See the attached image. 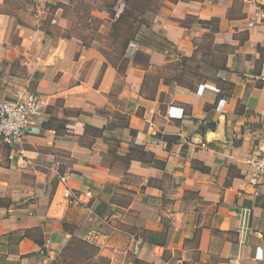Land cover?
Returning <instances> with one entry per match:
<instances>
[{
  "label": "crops",
  "instance_id": "1",
  "mask_svg": "<svg viewBox=\"0 0 264 264\" xmlns=\"http://www.w3.org/2000/svg\"><path fill=\"white\" fill-rule=\"evenodd\" d=\"M72 1L0 0V100L43 102L0 145V264H52L96 234L109 240L89 243L93 261L109 264H264V180L245 178L264 143V41L248 27L264 0L150 3L153 32L214 70L191 89L164 84L176 56L151 47L139 46L148 72L130 62L119 77L69 29ZM56 163L67 187L91 192L86 207L65 205Z\"/></svg>",
  "mask_w": 264,
  "mask_h": 264
},
{
  "label": "rangeland",
  "instance_id": "2",
  "mask_svg": "<svg viewBox=\"0 0 264 264\" xmlns=\"http://www.w3.org/2000/svg\"><path fill=\"white\" fill-rule=\"evenodd\" d=\"M152 1L153 0L150 2ZM110 6H112V8L117 11L118 15L123 10V0H73L69 8L63 9L62 13H66L68 17L69 29L72 30L73 33L78 34L82 42L85 41L89 44V46L94 45L99 51L104 52L105 58L111 64H115L116 66L124 65V58H130L132 51L137 47H133V42H130L127 50L122 53V46L120 44L124 41L127 35L136 31V28H138L141 21L149 25V29L141 26V33H152L155 9L148 8L151 11L145 15H141L139 12L133 11L131 8H129L128 12H130L132 16H126L119 23L115 24H113L114 20H112L110 14L107 11L106 12L108 13L110 19L107 21L92 15L93 11L101 10V8L105 9V7ZM135 16H137V20L133 21ZM141 33L139 32V34ZM175 62L176 61H172L170 65H165V67H163V71L169 73L168 76L172 75V65H174ZM186 65L191 71L189 76H185L186 81L197 83L199 79L201 82L203 78H211V76L214 74V70L211 67H197L195 63H187ZM148 69L146 72H148ZM161 71L162 69H156L155 72L160 75ZM192 73L196 75L195 78H193ZM154 82L155 80H152V85ZM93 253L94 250H88L87 253L83 254L80 248L74 249V252L69 253L62 251L52 264H87L88 257H90Z\"/></svg>",
  "mask_w": 264,
  "mask_h": 264
},
{
  "label": "built area",
  "instance_id": "3",
  "mask_svg": "<svg viewBox=\"0 0 264 264\" xmlns=\"http://www.w3.org/2000/svg\"><path fill=\"white\" fill-rule=\"evenodd\" d=\"M248 27L259 29L264 41V8L257 6L255 17L248 23ZM133 47L137 45L132 44ZM43 102L40 96L34 92L18 94L13 101L0 100V145L13 146L21 137L25 129L40 116ZM182 115L180 109L179 116ZM250 169L245 174V178L251 186H257L264 180V143L258 146V150L249 160ZM55 173L59 184L65 185L67 176L60 174L57 170L58 163L55 165ZM91 192H78L70 189L66 185L63 187V200L66 206L86 207L90 202ZM247 211L241 214L239 233L244 235L248 230ZM109 240L108 234L92 235L87 241L96 247L103 246Z\"/></svg>",
  "mask_w": 264,
  "mask_h": 264
},
{
  "label": "trees",
  "instance_id": "4",
  "mask_svg": "<svg viewBox=\"0 0 264 264\" xmlns=\"http://www.w3.org/2000/svg\"><path fill=\"white\" fill-rule=\"evenodd\" d=\"M150 1L151 0H123V10L118 15L116 14V11L112 8V6L105 7V10L110 14V17L112 18V20H114L113 24H115V23H119L126 16H132V14L128 12L129 8H131L133 11L139 12L141 15H145L146 13L150 12L151 10L148 9V8H152L150 5L151 3ZM134 18H133V21H136L137 16H135ZM141 26H144L145 28L149 29V25L141 21L138 28H136V31L132 32V34L127 35L124 41L120 44L122 46V49H121L122 53H124L127 50L130 42L131 43L133 42V44L137 45V48L132 51V55L130 56V58H124L123 60V62H125L124 65L116 66L115 64H112L116 68L119 77H121L125 73L127 65L130 62H132V64L139 67L140 69L146 71L149 68V55L140 51L139 46L140 47L141 46L151 47L157 51L167 53V58H169L170 55L176 56V63L172 65V68H173L171 70L172 75L164 76L163 78L164 84L169 85L171 82H175L178 85H182L188 89H191L194 82L186 81L185 76L187 75L189 76L191 73L190 69L187 68L186 64L191 63L192 58L184 57L181 54H179L174 49V46L170 42L165 40V38H162L159 34H156L154 32L152 33L150 32V34L148 33L142 34L140 30ZM139 32L141 34H139ZM155 39H156V42H153V40ZM83 45L85 47L89 46V44L86 43L85 41L83 42ZM100 52L104 55V52L102 51ZM195 52L198 53L199 48ZM207 56H208L207 53L203 54L200 62L206 61ZM167 60L169 61V59ZM200 62L198 61V63ZM170 63L172 62H168L166 65H170ZM195 74L192 73L193 78L196 77L197 74L196 75ZM144 84H146V77L143 82V86ZM153 95L154 93L146 94L147 97H151V98H153ZM78 248H80L83 254L87 253L88 250H94V253L90 257H88L87 264H97V263L98 264H109L108 260L105 258H98L97 260L93 261V258L97 253L96 252L97 248L95 249L89 243L81 241V240L71 239L68 242V244L65 246V248L63 249V252H67V253L74 252V249H78Z\"/></svg>",
  "mask_w": 264,
  "mask_h": 264
}]
</instances>
